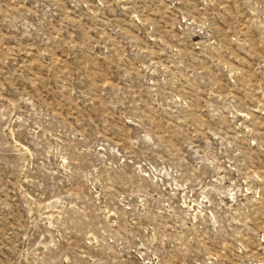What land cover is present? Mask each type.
<instances>
[{"label":"rangeland","instance_id":"1","mask_svg":"<svg viewBox=\"0 0 264 264\" xmlns=\"http://www.w3.org/2000/svg\"><path fill=\"white\" fill-rule=\"evenodd\" d=\"M0 264H264V0H0Z\"/></svg>","mask_w":264,"mask_h":264}]
</instances>
